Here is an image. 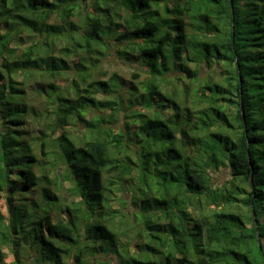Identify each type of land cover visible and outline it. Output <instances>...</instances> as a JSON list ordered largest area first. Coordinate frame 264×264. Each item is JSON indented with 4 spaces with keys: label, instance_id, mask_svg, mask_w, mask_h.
I'll list each match as a JSON object with an SVG mask.
<instances>
[{
    "label": "trees",
    "instance_id": "1",
    "mask_svg": "<svg viewBox=\"0 0 264 264\" xmlns=\"http://www.w3.org/2000/svg\"><path fill=\"white\" fill-rule=\"evenodd\" d=\"M91 7L0 0V264H264V0ZM111 50L146 79H94Z\"/></svg>",
    "mask_w": 264,
    "mask_h": 264
},
{
    "label": "rangeland",
    "instance_id": "2",
    "mask_svg": "<svg viewBox=\"0 0 264 264\" xmlns=\"http://www.w3.org/2000/svg\"><path fill=\"white\" fill-rule=\"evenodd\" d=\"M93 2H97V0H79V12L81 14H89L90 12H92V4ZM73 21L77 24V25H81V17L78 16L76 18H73ZM53 22V21H52ZM114 47V45H113ZM68 61L70 62L71 65V69H69V73L70 74H74L75 76V66L74 64H76L78 62L77 58H70L68 59ZM205 73L204 75H207L206 72H208L207 70H204ZM118 74L120 77V81L126 85V86H130L129 84H131V82L134 83H138L141 82L142 80L146 79V74L144 72H142L141 69V63L139 61H137L136 59H131L130 61H127L125 59H119L116 54L113 52V50L110 51V53L108 54V56L106 58H104L102 60V62L100 63L99 67L93 70V76L94 79L98 80L101 79L102 81H107L111 76H113V74ZM106 74V75H105ZM133 74H140L141 77L138 79H135V77L133 76ZM68 79V77H66V80ZM60 81V84L62 85H67L68 84V80L66 81ZM81 88H84V84H80ZM128 88V87H126ZM101 97L98 96V99H100ZM152 106L155 107V104L152 103ZM50 108V107H49ZM165 113H168V110H165ZM108 114H110V111H106V115L108 117ZM88 116L93 117V115L91 114V112L88 113ZM127 122V120L124 118V114L121 113L120 118L118 123L116 124V130L120 131L121 127L124 128L125 123ZM81 130L84 131V128L81 127ZM72 134L76 135V134H83V132H80V130L78 129H73L72 130ZM213 177H214V182L216 184H225L226 181L229 179V170L228 169H222L220 171H217L215 173H213ZM54 180V179H53ZM59 183H60V188L55 191L58 196L61 197V200L64 201L66 200V203H70L72 200H74V198L70 195L68 189H69V182L62 180L61 178H59ZM55 187L52 186V189H54ZM134 192H136L137 190H133ZM135 194V193H134ZM133 192L130 191H115L114 193V198H116L117 203L114 205V208L120 211H124L125 213H127L125 216L120 214L118 215L117 219H116V223L118 226L121 227V230L119 231L120 233H122V231L128 227L129 225H134V214L137 216V218L139 219V213H140V206H136L133 204ZM136 196L139 197V195L136 192ZM78 200V199H77ZM123 229V230H122ZM135 230V229H133ZM132 231V230H131ZM131 237L135 236L134 231L132 233H130ZM134 246H136V243H134ZM6 253V261L10 262L12 261V254L10 251L5 250ZM109 259V258H107Z\"/></svg>",
    "mask_w": 264,
    "mask_h": 264
}]
</instances>
